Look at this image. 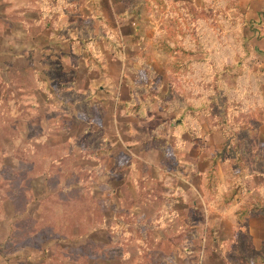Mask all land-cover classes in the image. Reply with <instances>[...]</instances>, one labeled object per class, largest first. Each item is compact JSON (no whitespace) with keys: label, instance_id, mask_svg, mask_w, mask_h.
<instances>
[{"label":"rangeland","instance_id":"obj_1","mask_svg":"<svg viewBox=\"0 0 264 264\" xmlns=\"http://www.w3.org/2000/svg\"><path fill=\"white\" fill-rule=\"evenodd\" d=\"M263 155L264 0H0V264H264Z\"/></svg>","mask_w":264,"mask_h":264},{"label":"trees","instance_id":"obj_2","mask_svg":"<svg viewBox=\"0 0 264 264\" xmlns=\"http://www.w3.org/2000/svg\"><path fill=\"white\" fill-rule=\"evenodd\" d=\"M132 11L134 12L135 9L133 8ZM150 106V103L146 104V102H142L141 104L138 105H131V104H126L125 105V110L127 113L132 114V115H143L145 113V110L147 107ZM156 143L157 141H162V139L159 136L154 137ZM155 144V143H154ZM165 143H163L161 146H156L160 147L161 149L164 148ZM229 153L231 158L234 160L235 164L240 167L241 170H245L247 167V162L243 161V157L241 155V152L239 151L238 145L232 144L228 141L227 136L226 140L223 144L222 150L220 154L223 153ZM259 159H264L263 156H259ZM258 212H263L264 213V208H249V207H243L240 210L237 211V216L239 221H243L244 219L251 218L253 214L258 213ZM236 258L238 259V264H244L242 259L240 258L239 254H235ZM246 264H249L246 262Z\"/></svg>","mask_w":264,"mask_h":264}]
</instances>
